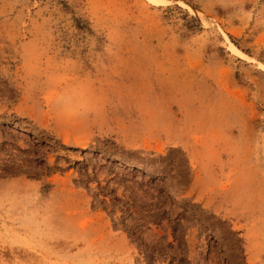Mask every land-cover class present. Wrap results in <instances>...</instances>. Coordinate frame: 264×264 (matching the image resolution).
<instances>
[{"label": "rangeland", "instance_id": "1", "mask_svg": "<svg viewBox=\"0 0 264 264\" xmlns=\"http://www.w3.org/2000/svg\"><path fill=\"white\" fill-rule=\"evenodd\" d=\"M165 1L0 0V264H264V0Z\"/></svg>", "mask_w": 264, "mask_h": 264}, {"label": "bare ground", "instance_id": "2", "mask_svg": "<svg viewBox=\"0 0 264 264\" xmlns=\"http://www.w3.org/2000/svg\"><path fill=\"white\" fill-rule=\"evenodd\" d=\"M146 1H148L149 3L154 4V5H159V4H163V3L166 2L165 0H146ZM228 46H229L231 52H232L234 55H236V56H238V57H240V58H242V59H247V58H248L246 55L243 54L242 51H240V50H239L237 47H235L232 43H229ZM259 68H260L261 70L264 71V65L259 64Z\"/></svg>", "mask_w": 264, "mask_h": 264}]
</instances>
